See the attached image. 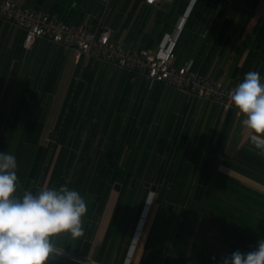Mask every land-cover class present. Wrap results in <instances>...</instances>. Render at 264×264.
<instances>
[{
  "label": "crops",
  "instance_id": "obj_1",
  "mask_svg": "<svg viewBox=\"0 0 264 264\" xmlns=\"http://www.w3.org/2000/svg\"><path fill=\"white\" fill-rule=\"evenodd\" d=\"M13 1L101 25L133 50L177 32L176 66L191 61L228 87L249 71L264 79V0ZM24 37L0 19V152L16 157L14 196L63 185L88 206L85 235L54 237L49 264H222L264 239V158L243 116L93 57L76 62L47 38L26 50Z\"/></svg>",
  "mask_w": 264,
  "mask_h": 264
},
{
  "label": "clouds",
  "instance_id": "obj_2",
  "mask_svg": "<svg viewBox=\"0 0 264 264\" xmlns=\"http://www.w3.org/2000/svg\"><path fill=\"white\" fill-rule=\"evenodd\" d=\"M250 132V146L264 158V79L257 71L244 75L230 94ZM17 162L13 154L0 152V264H49L57 249L54 237L76 240L85 235V199L67 186L42 188L36 194L16 192ZM215 259V258H213ZM222 264H264V239L247 253L239 250L222 258Z\"/></svg>",
  "mask_w": 264,
  "mask_h": 264
},
{
  "label": "built area",
  "instance_id": "obj_3",
  "mask_svg": "<svg viewBox=\"0 0 264 264\" xmlns=\"http://www.w3.org/2000/svg\"><path fill=\"white\" fill-rule=\"evenodd\" d=\"M101 1L108 6L111 0ZM164 1L169 0H144V3L155 6ZM0 19L24 30L23 46L26 50L31 48L37 38H47L71 49L76 62L81 58L93 57L100 62L110 63L155 82L167 84L199 99L216 101L222 109L231 111L235 118L242 116L230 99V94L237 85L228 87L200 75L192 68L191 61L182 66L174 64L177 32L164 35L156 51L133 50L111 41L109 32L103 30L101 25L91 32L83 25L66 24L52 15L22 7L13 0H0Z\"/></svg>",
  "mask_w": 264,
  "mask_h": 264
},
{
  "label": "water",
  "instance_id": "obj_4",
  "mask_svg": "<svg viewBox=\"0 0 264 264\" xmlns=\"http://www.w3.org/2000/svg\"><path fill=\"white\" fill-rule=\"evenodd\" d=\"M102 144H103V149L107 150L108 147H109V144L108 143H103V138L102 137H99V139L97 141V147H100ZM107 181H108V179H107ZM146 185H149V184L147 183ZM157 189L158 188L155 187V186H151L150 187L151 192H155Z\"/></svg>",
  "mask_w": 264,
  "mask_h": 264
},
{
  "label": "flooded vegetation",
  "instance_id": "obj_5",
  "mask_svg": "<svg viewBox=\"0 0 264 264\" xmlns=\"http://www.w3.org/2000/svg\"><path fill=\"white\" fill-rule=\"evenodd\" d=\"M150 129H152V128H150ZM51 136H52V135H51ZM103 143H105V142H103ZM101 147L103 148V144L100 146V148H101ZM111 173H112V170L109 169L108 172H107L108 175H106V176H107L106 181H107V179L109 180ZM109 174H110V175H109ZM133 182H134V179L131 181V185L133 184ZM146 184H147V183H146Z\"/></svg>",
  "mask_w": 264,
  "mask_h": 264
},
{
  "label": "trees",
  "instance_id": "obj_6",
  "mask_svg": "<svg viewBox=\"0 0 264 264\" xmlns=\"http://www.w3.org/2000/svg\"><path fill=\"white\" fill-rule=\"evenodd\" d=\"M114 42V41H113ZM229 113H231V111H228ZM233 115V114H232ZM234 116V115H233ZM241 117V116H240ZM240 117H238V118H240ZM235 118V117H234Z\"/></svg>",
  "mask_w": 264,
  "mask_h": 264
},
{
  "label": "rangeland",
  "instance_id": "obj_7",
  "mask_svg": "<svg viewBox=\"0 0 264 264\" xmlns=\"http://www.w3.org/2000/svg\"><path fill=\"white\" fill-rule=\"evenodd\" d=\"M169 8H171V6H169ZM190 150V149H189ZM113 163V162H112ZM108 175V174H107ZM106 178H107V176H106Z\"/></svg>",
  "mask_w": 264,
  "mask_h": 264
}]
</instances>
